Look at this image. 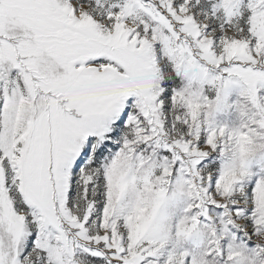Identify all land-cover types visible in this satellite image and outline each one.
<instances>
[{
    "label": "snow or ice",
    "instance_id": "6c2138e0",
    "mask_svg": "<svg viewBox=\"0 0 264 264\" xmlns=\"http://www.w3.org/2000/svg\"><path fill=\"white\" fill-rule=\"evenodd\" d=\"M0 264H264V0H0Z\"/></svg>",
    "mask_w": 264,
    "mask_h": 264
}]
</instances>
